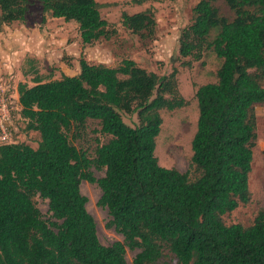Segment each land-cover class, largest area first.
I'll use <instances>...</instances> for the list:
<instances>
[{
  "label": "trees",
  "instance_id": "16d2710c",
  "mask_svg": "<svg viewBox=\"0 0 264 264\" xmlns=\"http://www.w3.org/2000/svg\"><path fill=\"white\" fill-rule=\"evenodd\" d=\"M47 16L75 21L83 44L113 35L98 0H0L3 25L25 21L33 2ZM145 0H134L142 3ZM200 0L180 36L179 57L192 66L206 53L221 61L215 82L198 86L199 116L190 169L160 164L162 110L188 104L178 70L159 75L126 58L118 66L80 59L77 75L18 84L20 113L37 131V147L0 144V264H264V208L252 224L225 215L251 200L257 141L255 106L264 103V0ZM140 35L155 33L152 9L122 13ZM136 113L132 126L123 113ZM90 121L109 137L93 152L79 148ZM91 167L104 170L96 178ZM98 183L99 204L124 241L101 242L82 181ZM48 200L51 220L35 197ZM127 248L139 250L130 263Z\"/></svg>",
  "mask_w": 264,
  "mask_h": 264
},
{
  "label": "rangeland",
  "instance_id": "374dc122",
  "mask_svg": "<svg viewBox=\"0 0 264 264\" xmlns=\"http://www.w3.org/2000/svg\"><path fill=\"white\" fill-rule=\"evenodd\" d=\"M98 1L102 5V16L111 24L113 35L110 39H100L87 45L82 43L79 25L75 21L51 16L43 20L41 4L33 2L25 21L4 24L0 30V48H7L9 40L13 38L16 41L23 39V43L19 44L20 48L12 49L18 55L17 58L6 60L5 68L0 74L12 76L16 84L26 82L31 85L37 74L45 80L79 74L81 58L109 66H118L124 59L131 58L159 75L169 74L177 68L178 87L188 104L172 111L162 110L163 124L157 139L156 153L161 165L176 168L183 173L189 171L193 155L192 141L199 116L196 91L198 86L217 80L216 73L221 62L211 52L206 53L201 60L193 61L192 66L184 65L182 62L188 59L179 57L181 32L192 23L193 8L200 0H145L142 3L134 0ZM217 5L225 15H232L224 0H218ZM146 9H152L155 14L156 27L153 35L134 33L122 24L123 12L136 13ZM48 41L44 46L43 43ZM8 69H13V73ZM16 111L15 109L14 112ZM255 113L257 141L250 173L251 200L225 215L228 224L248 226L254 222L259 210L264 208V103L255 106ZM123 118L132 126L139 122L136 113L124 112ZM99 129L96 121H90L80 135H72L71 140L79 148L91 153L98 141L105 142L109 139ZM13 133L14 140H17L15 131ZM30 140L36 142L38 135L32 133ZM90 170L96 178L105 175L104 170L95 167ZM81 191L88 198L87 209L96 221L101 242L110 245L115 241H124L123 235L108 225L111 217L108 208L99 204L102 196L99 184L83 180ZM35 201L43 218L53 219L48 200L37 195ZM138 251L127 248L126 257L130 263ZM165 260L178 264L170 254Z\"/></svg>",
  "mask_w": 264,
  "mask_h": 264
},
{
  "label": "built area",
  "instance_id": "2783aa9c",
  "mask_svg": "<svg viewBox=\"0 0 264 264\" xmlns=\"http://www.w3.org/2000/svg\"><path fill=\"white\" fill-rule=\"evenodd\" d=\"M0 74V144L14 142V111L17 106L16 83L10 75Z\"/></svg>",
  "mask_w": 264,
  "mask_h": 264
},
{
  "label": "crops",
  "instance_id": "0c3cea01",
  "mask_svg": "<svg viewBox=\"0 0 264 264\" xmlns=\"http://www.w3.org/2000/svg\"><path fill=\"white\" fill-rule=\"evenodd\" d=\"M9 41L10 42H9V45L7 46V48H5V47L0 48V71L4 70L6 60L10 61V59L13 60V59L17 58L18 55L13 53L12 49L17 50V48H20L19 44L23 43V39H20V41H16L13 38V40H9ZM24 43L27 44V42H25V39H24ZM48 43H49V41L43 43V45L46 46ZM29 46H30V43L28 44V47ZM21 53H22V50L20 51V54ZM8 70H9V72L13 73V71H12L13 69H8ZM19 83L17 82V84H16V94H15L16 102L18 103L16 106L17 111L14 113L15 138L17 139V141L26 142V143H29L30 145H32L33 147H37L39 140H40V135L37 131L27 129L28 121L20 113L21 106L19 104V92H18V84ZM31 85H33V84H31ZM17 133H18V135H16ZM32 133H36L38 135V140H36V142H32V140H30Z\"/></svg>",
  "mask_w": 264,
  "mask_h": 264
}]
</instances>
